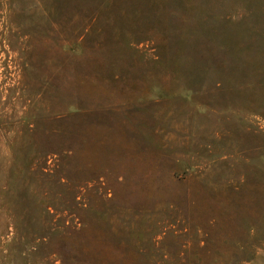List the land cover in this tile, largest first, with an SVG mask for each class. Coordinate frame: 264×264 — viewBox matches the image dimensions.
<instances>
[{"label": "rangeland", "instance_id": "rangeland-1", "mask_svg": "<svg viewBox=\"0 0 264 264\" xmlns=\"http://www.w3.org/2000/svg\"><path fill=\"white\" fill-rule=\"evenodd\" d=\"M0 264H264V0H0Z\"/></svg>", "mask_w": 264, "mask_h": 264}]
</instances>
